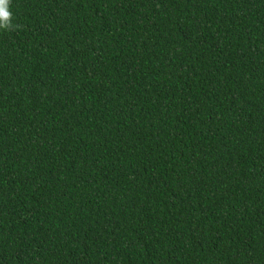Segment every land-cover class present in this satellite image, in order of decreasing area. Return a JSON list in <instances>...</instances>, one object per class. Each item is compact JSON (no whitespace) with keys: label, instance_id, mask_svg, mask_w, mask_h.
Wrapping results in <instances>:
<instances>
[{"label":"trees","instance_id":"obj_1","mask_svg":"<svg viewBox=\"0 0 264 264\" xmlns=\"http://www.w3.org/2000/svg\"><path fill=\"white\" fill-rule=\"evenodd\" d=\"M0 264H264V0H9Z\"/></svg>","mask_w":264,"mask_h":264},{"label":"clouds","instance_id":"obj_2","mask_svg":"<svg viewBox=\"0 0 264 264\" xmlns=\"http://www.w3.org/2000/svg\"><path fill=\"white\" fill-rule=\"evenodd\" d=\"M12 12L9 10V0H0V29H8L13 27L11 19Z\"/></svg>","mask_w":264,"mask_h":264}]
</instances>
